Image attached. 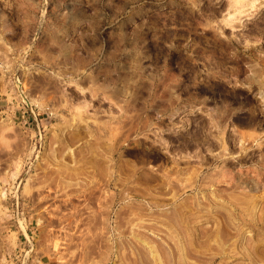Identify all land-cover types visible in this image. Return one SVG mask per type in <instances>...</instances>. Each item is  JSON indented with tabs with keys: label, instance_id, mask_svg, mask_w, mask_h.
Here are the masks:
<instances>
[{
	"label": "rangeland",
	"instance_id": "rangeland-1",
	"mask_svg": "<svg viewBox=\"0 0 264 264\" xmlns=\"http://www.w3.org/2000/svg\"><path fill=\"white\" fill-rule=\"evenodd\" d=\"M263 165L264 0H0V264H264Z\"/></svg>",
	"mask_w": 264,
	"mask_h": 264
},
{
	"label": "bare ground",
	"instance_id": "bare-ground-1",
	"mask_svg": "<svg viewBox=\"0 0 264 264\" xmlns=\"http://www.w3.org/2000/svg\"><path fill=\"white\" fill-rule=\"evenodd\" d=\"M231 6H232V5H231ZM240 161H241V160L238 161V164H239ZM263 166H264V165H263ZM246 177H247V176H246ZM249 177H250V176H249ZM236 179H237L236 182L238 183L239 180L241 179V178H240V174H239V176L236 177ZM251 179H252V178H251ZM237 183H236V184H237ZM254 184H255V183H254ZM240 192H241V191H240ZM242 192H243V191H242ZM247 192H248V191H247ZM251 194H252V193H251ZM250 210H251V209H250ZM252 211H253V210H252ZM262 213H263V212H262ZM257 214H258V213H257ZM258 215H259V214H258ZM259 217H260V216H259ZM254 219H255V221H256V218H255V217L253 218L252 221H254ZM261 219H263L262 221L264 222V213H263V215L261 216ZM252 223H253V222H252ZM253 224H254V223H253ZM263 225H264V224H263ZM262 229H263V228H262Z\"/></svg>",
	"mask_w": 264,
	"mask_h": 264
}]
</instances>
